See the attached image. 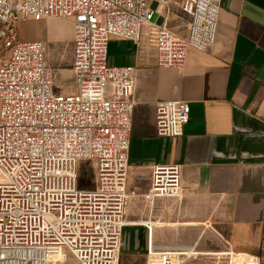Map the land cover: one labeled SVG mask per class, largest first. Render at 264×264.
Instances as JSON below:
<instances>
[{
	"label": "built area",
	"instance_id": "1",
	"mask_svg": "<svg viewBox=\"0 0 264 264\" xmlns=\"http://www.w3.org/2000/svg\"><path fill=\"white\" fill-rule=\"evenodd\" d=\"M220 2L0 0V264H120L130 199L154 207L193 194L184 166L172 163L152 167L147 193L128 192L137 68L108 66V50L112 38L138 43L146 26L156 66L182 68L190 48L214 45ZM172 4L190 18L186 36L167 26ZM155 12L162 24L152 21ZM47 18L73 24L74 93H54L46 43L20 38L19 23ZM155 120L159 137H180L190 106L160 102ZM93 170L94 187L82 188ZM202 255L151 244L147 264ZM207 256L211 264H261L260 256L233 250Z\"/></svg>",
	"mask_w": 264,
	"mask_h": 264
},
{
	"label": "crops",
	"instance_id": "2",
	"mask_svg": "<svg viewBox=\"0 0 264 264\" xmlns=\"http://www.w3.org/2000/svg\"><path fill=\"white\" fill-rule=\"evenodd\" d=\"M64 23L74 37L73 24ZM73 57L60 58L72 73ZM107 64L137 68L131 192L147 193L152 167L161 163L183 165L193 190L154 207L129 200L120 264H147L151 244L205 254L187 264H211L207 255L225 250L264 264V0H221L214 45L190 48L182 68H158L146 33L138 43L112 38ZM167 101L190 106L177 138L156 132V106Z\"/></svg>",
	"mask_w": 264,
	"mask_h": 264
},
{
	"label": "rangeland",
	"instance_id": "3",
	"mask_svg": "<svg viewBox=\"0 0 264 264\" xmlns=\"http://www.w3.org/2000/svg\"><path fill=\"white\" fill-rule=\"evenodd\" d=\"M167 26L169 29L183 35L187 29L189 17L182 11L179 5L172 4L168 12ZM157 12L153 15V22L159 19ZM65 20L47 18L36 22L29 20L18 24V32L22 40H42L47 45L46 59L48 67L52 71V78L55 83L53 91L55 94H70L76 91L72 85L74 73L71 67H66L61 61V56H73L74 37L67 35ZM146 33V41L149 46L153 45L154 31L150 27L143 26L142 35ZM68 36V37H67ZM185 36V35H183ZM95 184L94 170L82 177L80 186L82 188H93ZM132 174L131 168L128 176V192H131Z\"/></svg>",
	"mask_w": 264,
	"mask_h": 264
},
{
	"label": "water",
	"instance_id": "4",
	"mask_svg": "<svg viewBox=\"0 0 264 264\" xmlns=\"http://www.w3.org/2000/svg\"><path fill=\"white\" fill-rule=\"evenodd\" d=\"M154 9H155V8H154ZM158 22H159L160 24H162L163 19L159 17Z\"/></svg>",
	"mask_w": 264,
	"mask_h": 264
},
{
	"label": "bare ground",
	"instance_id": "5",
	"mask_svg": "<svg viewBox=\"0 0 264 264\" xmlns=\"http://www.w3.org/2000/svg\"><path fill=\"white\" fill-rule=\"evenodd\" d=\"M127 223V222H126ZM127 225H128V223H127Z\"/></svg>",
	"mask_w": 264,
	"mask_h": 264
}]
</instances>
